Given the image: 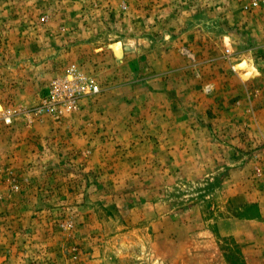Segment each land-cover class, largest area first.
Instances as JSON below:
<instances>
[{
    "label": "rangeland",
    "instance_id": "1",
    "mask_svg": "<svg viewBox=\"0 0 264 264\" xmlns=\"http://www.w3.org/2000/svg\"><path fill=\"white\" fill-rule=\"evenodd\" d=\"M0 264H264V4L0 0Z\"/></svg>",
    "mask_w": 264,
    "mask_h": 264
},
{
    "label": "built area",
    "instance_id": "2",
    "mask_svg": "<svg viewBox=\"0 0 264 264\" xmlns=\"http://www.w3.org/2000/svg\"><path fill=\"white\" fill-rule=\"evenodd\" d=\"M253 4L259 5V4H264V0H250Z\"/></svg>",
    "mask_w": 264,
    "mask_h": 264
},
{
    "label": "bare ground",
    "instance_id": "3",
    "mask_svg": "<svg viewBox=\"0 0 264 264\" xmlns=\"http://www.w3.org/2000/svg\"><path fill=\"white\" fill-rule=\"evenodd\" d=\"M244 65V63L241 65L240 64V66H243ZM246 68H248V66H249V64L247 63L246 65H244ZM248 70V69H247Z\"/></svg>",
    "mask_w": 264,
    "mask_h": 264
}]
</instances>
